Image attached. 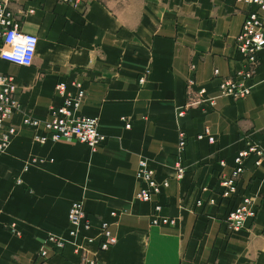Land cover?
Listing matches in <instances>:
<instances>
[{"label":"crops","instance_id":"obj_1","mask_svg":"<svg viewBox=\"0 0 264 264\" xmlns=\"http://www.w3.org/2000/svg\"><path fill=\"white\" fill-rule=\"evenodd\" d=\"M27 5L32 13L25 17L19 8ZM12 7L22 28L38 36V45L29 66L0 58V73L13 76L20 104L12 118L18 132L0 152V264H81L80 248L102 264H264V155L259 163L254 155L245 161L239 193L253 199L256 215L240 230L228 228V206L219 205L218 195L221 174L231 173L248 140L259 143L264 154V49L250 95L233 99L218 90L221 77L241 66L236 36L246 5L21 0ZM142 74L144 84L138 80ZM190 79L216 97L215 105L180 115ZM59 82L70 95L81 84L77 114L98 117L106 136L97 149L77 141L39 143L23 125L24 113L45 119L61 102ZM205 128L213 142L198 138ZM181 131L187 136L186 171L177 178ZM141 159L159 181L169 182L151 201L136 196ZM80 198L91 240L72 237L63 249L40 256L49 233L67 235L68 209ZM155 202L162 205L159 211ZM168 216L176 219L174 225L152 221ZM103 219L117 237L107 250L97 246Z\"/></svg>","mask_w":264,"mask_h":264},{"label":"built area","instance_id":"obj_2","mask_svg":"<svg viewBox=\"0 0 264 264\" xmlns=\"http://www.w3.org/2000/svg\"><path fill=\"white\" fill-rule=\"evenodd\" d=\"M21 0H0V58L23 66L32 64L37 45L38 36L32 32H27L22 28V19L16 16L12 5ZM69 5L77 6L83 0H61ZM236 3H243L247 7L241 29L236 36V46L241 53V66L230 75L221 77L218 83L219 94L233 99H243L251 94L255 82L254 78L261 58L260 52L264 49V0H231ZM19 13L25 17L32 13L30 6L19 8ZM10 54V55H9ZM215 75H219L218 69L214 70ZM139 83L144 84L146 75L139 76ZM61 102L51 107L49 116L40 119L29 113L23 115V125L33 130V139L39 143L47 141H77L88 145L92 150L97 149L105 142L106 136L100 131L99 119L96 116L77 114L84 97V90L80 83H76V92L70 95L66 92V83L56 84ZM17 85L12 75L0 73V152L4 151L10 144L12 138L17 134L18 127L12 122L16 111L20 109L19 100L16 94ZM215 96H209L204 87H195L192 79L187 82V100L184 108L179 112L182 115L192 107L204 104L215 105ZM121 120L125 127H130V119L123 115ZM207 137L209 142L215 140L208 128L198 134V138ZM187 145V136L181 131L178 142V162L176 177L181 178L186 167L183 164V152ZM254 155L256 163L263 157V150L256 141L248 140L246 146L238 151L234 158L231 173L221 174L219 179V205L227 204L225 213L226 222L230 231L240 230L246 222L256 215V206L253 199L248 195L239 193V181L245 172L246 159ZM221 165H225L224 159L220 160ZM139 182L140 188L137 197L143 201H151L154 195L161 192L162 188L168 186V180L159 181L155 176V171L149 166L145 159L139 162ZM21 183V179H17ZM199 199L197 204H202ZM210 203H215V198H209ZM162 205L155 202V210L159 211ZM68 220L70 228L67 235L49 233L40 249V256L46 257L50 249H63L72 237L82 235L91 240L87 231L91 228V221L85 209L83 199H75L68 209ZM153 223L175 224L174 217H161L160 220L154 218ZM109 221L103 219L100 224L98 249L107 250L113 246L117 237L110 229ZM81 264H102L95 256H91L87 249H79Z\"/></svg>","mask_w":264,"mask_h":264},{"label":"clouds","instance_id":"obj_3","mask_svg":"<svg viewBox=\"0 0 264 264\" xmlns=\"http://www.w3.org/2000/svg\"><path fill=\"white\" fill-rule=\"evenodd\" d=\"M10 55V54H9Z\"/></svg>","mask_w":264,"mask_h":264}]
</instances>
